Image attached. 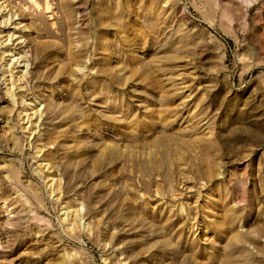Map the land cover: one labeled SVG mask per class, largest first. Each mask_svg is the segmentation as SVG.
Wrapping results in <instances>:
<instances>
[{
  "label": "rangeland",
  "instance_id": "374dc122",
  "mask_svg": "<svg viewBox=\"0 0 264 264\" xmlns=\"http://www.w3.org/2000/svg\"><path fill=\"white\" fill-rule=\"evenodd\" d=\"M0 264H264V0H0Z\"/></svg>",
  "mask_w": 264,
  "mask_h": 264
}]
</instances>
